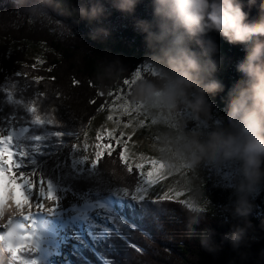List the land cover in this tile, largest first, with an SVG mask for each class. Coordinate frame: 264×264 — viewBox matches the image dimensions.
<instances>
[{
    "label": "trees",
    "instance_id": "obj_1",
    "mask_svg": "<svg viewBox=\"0 0 264 264\" xmlns=\"http://www.w3.org/2000/svg\"><path fill=\"white\" fill-rule=\"evenodd\" d=\"M93 2L0 0V66L4 69L0 79L4 90L27 99L33 89L24 92L26 81L41 77L34 90L46 94L48 114L76 134L64 138L68 148L76 144L95 116L110 109L118 97L145 104L152 99L138 93L141 83H150L157 91L166 84L168 66L162 45L147 42L138 26L141 19H152V0H138L132 12L116 10L113 0H100L106 14L91 22L75 13L76 6ZM244 3L249 18L256 17L260 0L250 9L247 0ZM210 35L219 46L215 77L225 88L217 95L209 94L208 115L197 116L182 101H177L175 108L161 104L163 118L170 119L171 125L165 123L166 129L171 130L174 139L180 135L178 139L191 155L186 145L193 136L205 141L210 131L227 124L226 94L240 76L235 65L245 55L242 45L230 44L216 32ZM30 47L42 48V56L29 58ZM14 72L26 76H12ZM14 108L19 106L5 104L3 114ZM111 142L115 150L103 155L99 165L102 175L114 187L134 185L136 172L127 173L120 161L122 147ZM197 155L199 159L190 160L186 168L192 197L185 204L177 199L152 204L142 220L143 227L120 218L122 234L117 241L119 253L114 257L117 264H264V183L249 195L252 211L248 238L239 248H233L224 235L238 222L234 203L235 188L241 179L239 162L211 152ZM193 214L202 217L198 224H191L189 216ZM205 229L213 230L210 242L218 246L214 252L200 243ZM70 258L72 264H81L76 257Z\"/></svg>",
    "mask_w": 264,
    "mask_h": 264
},
{
    "label": "snow or ice",
    "instance_id": "obj_2",
    "mask_svg": "<svg viewBox=\"0 0 264 264\" xmlns=\"http://www.w3.org/2000/svg\"><path fill=\"white\" fill-rule=\"evenodd\" d=\"M7 55L10 56V53ZM3 71L0 66V72ZM22 75L26 76L20 72L12 73V76ZM4 79L7 80L8 76ZM40 79L34 77L26 81L24 92L33 89L27 99L23 95L5 92L0 82V184L5 192L4 199L13 210H21L25 220L31 221L38 213L54 214L63 209L71 221L77 222L69 228L61 251L55 253L47 264H57L58 260H63V264H72V256L81 264H117L114 257L119 253L117 241L122 234V228L118 226L120 218L143 227L142 220L152 204L173 201L183 193L168 188L153 198L156 186L165 177L158 174L152 160H147L150 164L147 171H144V163L133 165L129 162L127 141L121 142L114 137L113 129L108 130L107 135L110 141L115 139L117 144H121V163L128 174L136 172L134 185L114 187L105 179L99 167L103 155L106 152L111 155L113 151L110 144L96 143L92 158L87 154L89 145L86 142L82 148L75 143L68 148V140L64 138L76 134L48 114L44 99L46 94L34 90ZM5 104L18 105L19 109L14 108L4 115ZM18 111L20 114H17ZM107 119L112 120L113 116L110 114ZM125 135L124 132L120 133V137ZM102 138L98 132L96 140ZM82 151L85 154L81 155ZM14 170L19 174L14 175ZM14 184L19 187L22 200H17L16 190L12 187ZM48 200L52 201L50 207L44 203ZM30 201H35L37 212L31 210ZM179 202L186 203L184 200ZM106 205L110 210L107 215H102ZM79 209L83 211L75 215ZM0 240H3L4 251L11 261L41 264L38 255L40 245L35 232L13 230ZM65 248H70V253H66Z\"/></svg>",
    "mask_w": 264,
    "mask_h": 264
},
{
    "label": "clouds",
    "instance_id": "obj_3",
    "mask_svg": "<svg viewBox=\"0 0 264 264\" xmlns=\"http://www.w3.org/2000/svg\"><path fill=\"white\" fill-rule=\"evenodd\" d=\"M137 2L113 0V7L132 12ZM254 5L256 0H247L249 9ZM152 9V19H141L138 26L147 42L162 45L168 66L166 84L157 91L150 83H141L137 91L168 108H175L177 101H182L197 116H207L209 94L224 91V84L215 77L219 46L210 33L216 32L228 43L243 46L245 55L235 65L240 76L226 94L227 124L210 131L205 141L193 136L186 145L194 159H199L197 153L211 152L239 162L241 179L235 188L234 203L238 222L224 235L233 248H239L251 228L249 195L264 183V0H260L258 14L251 19L244 0H152ZM74 11L89 22L106 14L100 0L81 3ZM201 219L199 215L189 216L191 224H198ZM212 232L205 229L200 238L201 245L210 252L218 249L210 242Z\"/></svg>",
    "mask_w": 264,
    "mask_h": 264
},
{
    "label": "rangeland",
    "instance_id": "obj_4",
    "mask_svg": "<svg viewBox=\"0 0 264 264\" xmlns=\"http://www.w3.org/2000/svg\"><path fill=\"white\" fill-rule=\"evenodd\" d=\"M42 48L30 47L27 50V56L35 60L42 56ZM2 82V79H0ZM161 104L157 99L144 103H130L124 98L118 97L114 101V104L110 109L104 111L102 114L95 116L89 128H86L83 135L76 142L77 145L83 146L86 142L89 145L87 154L90 158L94 155V145L96 143L110 144L112 149L115 150L114 145H111V141L108 138V130H115L113 135L123 141H127V149L129 162L133 165L136 163H144V171L150 169V164L147 160L155 162L154 167L158 174L165 177L161 181V184L156 186V191L153 193V198L156 194H162L168 188H172L174 191H181L183 194L176 197L177 200H187L192 197V191L189 190L186 176V168L194 157L186 152L184 144L179 140V134H176V138H172L170 131L166 129L165 123L171 125L163 117V111L161 110ZM112 115L113 119L108 120V115ZM172 124L175 122L172 121ZM101 133L103 138L100 141L96 140L97 134ZM124 132L126 135L120 137V133ZM129 136L131 139H129ZM114 140L115 144L116 140ZM121 146V144H118ZM83 153V151L80 153ZM30 172V169H25ZM14 175H18V171L14 170ZM2 187V184H0ZM106 210L102 215H107ZM39 214V213H38ZM113 218V217H110ZM43 236L46 238H52L48 232H45ZM61 234L56 233L55 241L61 240ZM45 240V239H44ZM52 250L61 251L59 246L51 245ZM66 253H70V248H65ZM41 264H47L48 260L52 257L45 255L42 251L38 252ZM8 258L0 255V264H7ZM57 264H63V260H58Z\"/></svg>",
    "mask_w": 264,
    "mask_h": 264
},
{
    "label": "bare ground",
    "instance_id": "obj_5",
    "mask_svg": "<svg viewBox=\"0 0 264 264\" xmlns=\"http://www.w3.org/2000/svg\"><path fill=\"white\" fill-rule=\"evenodd\" d=\"M12 187H14L16 190L17 200H22L19 187L15 184ZM4 198L5 192L3 188L0 187V237L7 236V234L13 230L33 231L38 236V243L40 245L39 252L42 251L45 255L53 257L55 253L59 252V250L54 252V250L50 248L51 245L56 247L58 245L60 249L63 248L67 240L69 228L74 227L77 223L75 221H71L69 215L64 212L63 209L58 210L54 214H36L34 215L33 219L29 221L24 219V214L21 210H13V208L8 206V203ZM68 200H71V197H68ZM68 200H66L65 203H67ZM29 203L32 205L31 210L33 212H37L35 201H30ZM44 203L46 207L52 206L51 200L44 201ZM108 209L109 207L106 205L105 211ZM81 211H83V209L77 210L75 215H80ZM45 232H48L52 238H45L43 236ZM57 232L61 234V240L55 241ZM0 255L1 258L4 256L7 257V254L4 251L3 240H0ZM7 258V264H19V262L11 261L9 257Z\"/></svg>",
    "mask_w": 264,
    "mask_h": 264
}]
</instances>
